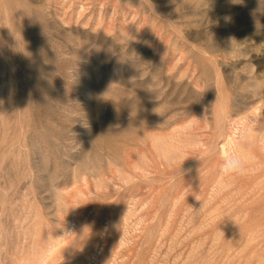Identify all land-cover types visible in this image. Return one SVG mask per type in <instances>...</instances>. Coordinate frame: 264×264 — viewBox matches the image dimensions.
I'll return each instance as SVG.
<instances>
[{
  "label": "rangeland",
  "instance_id": "374dc122",
  "mask_svg": "<svg viewBox=\"0 0 264 264\" xmlns=\"http://www.w3.org/2000/svg\"><path fill=\"white\" fill-rule=\"evenodd\" d=\"M0 264H264V0H0Z\"/></svg>",
  "mask_w": 264,
  "mask_h": 264
},
{
  "label": "clouds",
  "instance_id": "9594fccd",
  "mask_svg": "<svg viewBox=\"0 0 264 264\" xmlns=\"http://www.w3.org/2000/svg\"><path fill=\"white\" fill-rule=\"evenodd\" d=\"M256 157L250 148L243 145L223 156L221 173L223 177L234 178L247 174L248 166L255 161Z\"/></svg>",
  "mask_w": 264,
  "mask_h": 264
},
{
  "label": "bare ground",
  "instance_id": "6f19581e",
  "mask_svg": "<svg viewBox=\"0 0 264 264\" xmlns=\"http://www.w3.org/2000/svg\"><path fill=\"white\" fill-rule=\"evenodd\" d=\"M25 52V51H24ZM48 56V55H47ZM147 112V111H146ZM149 117V116H148ZM106 137H108V136H106ZM105 139V138H104ZM105 141V140H104ZM116 146V145H115ZM112 151V150H111ZM99 152V151H98Z\"/></svg>",
  "mask_w": 264,
  "mask_h": 264
}]
</instances>
